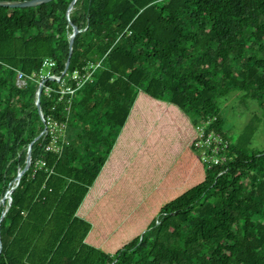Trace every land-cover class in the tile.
<instances>
[{"label": "trees", "instance_id": "trees-1", "mask_svg": "<svg viewBox=\"0 0 264 264\" xmlns=\"http://www.w3.org/2000/svg\"><path fill=\"white\" fill-rule=\"evenodd\" d=\"M71 1L0 6V201L45 127L35 104L41 67L49 57L64 70L70 21L80 31L68 73L102 59L70 109L56 91L41 96L45 118L66 122L69 144L51 133L32 144L1 221L0 264H264V150L249 148L264 125V0H77L69 19ZM233 91L262 107L237 140L219 104ZM140 95L194 127L216 116L228 162L204 165V180L163 206L158 223L108 252L88 243L92 225L79 211Z\"/></svg>", "mask_w": 264, "mask_h": 264}, {"label": "rangeland", "instance_id": "rangeland-1", "mask_svg": "<svg viewBox=\"0 0 264 264\" xmlns=\"http://www.w3.org/2000/svg\"><path fill=\"white\" fill-rule=\"evenodd\" d=\"M219 104L225 117L224 129L227 131L228 138L232 140H237L254 113H260L262 110L257 102L243 99L239 91H233L221 98ZM181 118L183 120L181 128L170 126L172 136L177 142L185 141L186 138L183 134L175 136L174 132L179 130L185 134L190 129L184 114L181 115ZM134 148L128 139H125L121 144L119 150H127L126 154L121 155L120 165L123 170H126L131 164V151ZM249 148L254 152L264 150V125H261L255 132ZM173 154L174 152H172V156H174ZM198 157L200 158L199 153ZM173 159L175 160V157ZM202 169V180H204L206 169L204 166ZM162 172L161 169H154L153 177L148 179L126 177L120 180L117 185H113L115 187L109 184L99 187L96 182L91 188L92 193L85 198L79 211L81 216L89 220L94 231L88 239V243L99 246L108 252H116L127 242L141 238L151 225L155 222L158 223L162 207L189 188L179 187L173 191L166 184L154 183L156 175ZM100 188L105 191H115L108 196H99L97 191Z\"/></svg>", "mask_w": 264, "mask_h": 264}, {"label": "crops", "instance_id": "crops-1", "mask_svg": "<svg viewBox=\"0 0 264 264\" xmlns=\"http://www.w3.org/2000/svg\"><path fill=\"white\" fill-rule=\"evenodd\" d=\"M182 114H184L182 111L164 100H154L140 95L100 172L97 180L99 187L107 184L117 185L126 177L148 179L153 177L154 169L163 171L156 175L154 183L166 184L173 191L179 187H191L200 182L203 179L202 166L204 165L193 146L194 125L184 115L190 128L188 133L184 134L179 130L174 132L175 136L180 134L185 136L186 139L182 142L174 139L170 129L171 125L181 128ZM125 139H128L135 148L131 151V164L123 170L120 165L121 155L126 154L127 150L121 151L119 148ZM114 191H105L100 188L97 193L99 196H108ZM93 232L92 229L88 239Z\"/></svg>", "mask_w": 264, "mask_h": 264}, {"label": "built area", "instance_id": "built-area-1", "mask_svg": "<svg viewBox=\"0 0 264 264\" xmlns=\"http://www.w3.org/2000/svg\"><path fill=\"white\" fill-rule=\"evenodd\" d=\"M101 60L95 62H89L84 66L83 70H75L69 74L68 71L63 74V71L58 74L53 71L56 66V61L52 58L46 57L43 60L40 74V82H43L42 92L50 96L52 92L56 91L61 94L60 99L66 97L68 103L67 109H70L72 97L75 93L88 82H93L94 74L98 66L101 64ZM48 81L57 82L61 85L60 88H54ZM18 85L22 86L26 83L24 74L19 72ZM37 93V91H36ZM216 116H210L195 125V138L194 148L200 155L201 162L207 167H213L218 165H225L228 162V155L226 154L229 147V142L226 137L216 129L212 128V124L216 120ZM45 127L40 129L43 135L51 133L53 136V142H62L63 145H68L69 140L65 136V121H58L54 119H46L44 115ZM48 148L58 151L60 148L52 144ZM228 168L220 171L219 175L224 173Z\"/></svg>", "mask_w": 264, "mask_h": 264}, {"label": "water", "instance_id": "water-1", "mask_svg": "<svg viewBox=\"0 0 264 264\" xmlns=\"http://www.w3.org/2000/svg\"><path fill=\"white\" fill-rule=\"evenodd\" d=\"M51 0H13V1H8V0H0V6H9V7H30V6H35V5H38V4H41V3H44V2H49ZM77 0H72L71 3L69 4L68 6V9H67V17L70 19V11L72 10V8L74 7V4ZM70 24L72 25L73 27V32L70 36V53H69V57L67 59V62L65 64V68L63 70V74H65L68 69H69V66H70V60H71V56H72V52H73V44H74V39H75V36L79 33L80 29L79 27L74 24L72 21H70ZM42 86H43V82H40L38 84V89H37V93H36V98H35V104L37 106V109H38V113H39V123L43 122L44 121V111L42 109V106H41V92H42ZM40 125L38 124V127H37V131H36V134L33 138V140L31 141L30 145H29V149H28V153H27V158H26V165L24 168L22 167H19L18 168V171L15 175V177L10 181V183L8 184V187L5 191V194L8 190H10V192L12 193L13 190L15 189V187L19 184L20 182V179L22 177V175L28 170V168L30 167V164L32 162V156H31V149H32V144L37 140L39 139L41 136H42V133L40 132ZM11 193H10V196L8 198V202H7V205L3 204V201H4V197H5V194L4 196L2 197L1 199V204L3 205V208H2V212L0 214V225H1V221L2 219L4 218L8 208L10 207L11 203H12V196H11ZM1 248H2V243L0 241V252H1Z\"/></svg>", "mask_w": 264, "mask_h": 264}, {"label": "bare ground", "instance_id": "bare-ground-1", "mask_svg": "<svg viewBox=\"0 0 264 264\" xmlns=\"http://www.w3.org/2000/svg\"><path fill=\"white\" fill-rule=\"evenodd\" d=\"M10 193H11L10 190H8V191L6 192L3 203H4L6 200H7V202H8V198H9V196H10ZM6 205H7V203H6Z\"/></svg>", "mask_w": 264, "mask_h": 264}]
</instances>
